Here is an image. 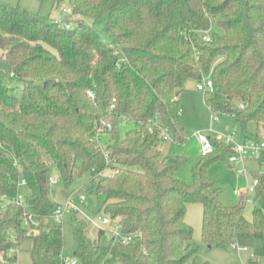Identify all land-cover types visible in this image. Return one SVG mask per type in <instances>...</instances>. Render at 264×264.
Returning a JSON list of instances; mask_svg holds the SVG:
<instances>
[{
	"label": "trees",
	"instance_id": "obj_1",
	"mask_svg": "<svg viewBox=\"0 0 264 264\" xmlns=\"http://www.w3.org/2000/svg\"><path fill=\"white\" fill-rule=\"evenodd\" d=\"M53 1L79 16L71 28L0 0V59L18 79L0 76V198L25 195L24 205L0 206V264L16 262L10 250L27 239L31 264H62L53 170L67 182L93 173L97 213L131 235L123 242L99 230L93 240L89 222L73 212L78 264H209L186 220L190 203L203 206L205 243L251 249L249 264H261L264 169L253 172L259 183L248 218L244 195L224 204L208 174L232 145L211 139L214 151L201 155L186 183L176 175L186 158L165 154L160 142L162 127L187 140L181 92L204 76L214 84L204 90L213 115L264 128V0ZM102 20L103 30L95 26ZM105 168L114 174L97 176ZM25 213L39 220L38 232L28 235Z\"/></svg>",
	"mask_w": 264,
	"mask_h": 264
},
{
	"label": "rangeland",
	"instance_id": "obj_2",
	"mask_svg": "<svg viewBox=\"0 0 264 264\" xmlns=\"http://www.w3.org/2000/svg\"><path fill=\"white\" fill-rule=\"evenodd\" d=\"M14 5H19L30 13H39L46 17L54 19L69 20L73 26L79 18L77 15H65L62 13V7L55 6L53 0H4ZM105 20L98 21L95 26L99 29L104 28ZM9 67L6 61L0 59V76L5 78L10 84H17L18 79L11 77ZM181 112L180 120L185 127V136L187 140L178 143L174 140L171 134V139L160 142L162 149L168 151L170 155H180L186 158V161L176 172L177 177L186 183L193 181V168L199 162L203 154L201 143L198 138L199 133H203L211 139L221 140L226 136L233 137L235 142L243 141L247 133H259L261 140H264V130L259 132L256 129L255 122H249L247 129L237 122L231 115L219 116L218 120H214V115L206 104L204 91L198 89V82L190 79L186 82L184 90L181 92ZM134 127V123H123L121 126L122 133L127 129ZM230 155H226L225 159H218L211 164L208 169L209 176L217 181L224 189L221 196V201L230 205H235L239 202L241 194L246 198L245 214L247 217H252L255 203V191L247 190V187L254 185L253 172H261L264 169V151L260 158H246L242 163L236 164L229 162ZM244 169V170H243ZM243 170V171H242ZM53 176L58 178V182L50 186L51 199L55 204L64 202L70 195L73 200L79 203L80 210L75 211L76 215L81 219H88L96 216L99 208V200L93 190H90L94 184L93 173L87 172L81 179L74 182L63 180L57 170H53ZM240 191V192H239ZM242 191V192H241ZM83 193L87 196V201L80 202L79 195ZM200 212L196 217L194 228L195 241L200 245L199 255L209 262V264H249L253 257V251L245 247H217L210 246L202 240V213L201 205ZM73 211H66L63 214L61 223L64 233L63 258L74 259L75 256V241L71 224ZM195 214V212H194ZM194 227V226H193ZM99 228L89 222L88 235L91 239H96ZM17 254L18 264H31V241L27 239L20 247ZM258 261L264 264V256L259 257Z\"/></svg>",
	"mask_w": 264,
	"mask_h": 264
},
{
	"label": "built area",
	"instance_id": "obj_3",
	"mask_svg": "<svg viewBox=\"0 0 264 264\" xmlns=\"http://www.w3.org/2000/svg\"><path fill=\"white\" fill-rule=\"evenodd\" d=\"M62 13L69 16L74 15L72 13V10L68 7L62 8ZM57 22L63 23L66 28H71L72 24L69 20H61L56 19ZM206 40H209V36H205ZM214 86L213 81L210 76H204L203 80L198 82V89L199 90H206V89H212ZM90 96H94L92 91H89ZM217 115H214L213 119L218 120ZM103 124H106L103 122ZM108 129H111V125L107 124ZM162 138L164 140L171 139V134L169 133V130L167 127H162ZM235 135V132L231 136H226L225 139H221L223 142H225L228 145H232L233 147V153L230 154L229 162L232 163H242L246 158H259L264 151V140H261V138H246L244 141L241 142H235L233 137ZM199 141L201 143V149L203 154H208L214 151V145L212 143V140L210 137L206 136L203 133L198 134ZM108 157V155H107ZM109 163V160H108ZM244 170V169H243ZM242 170V171H243ZM115 171L110 170L109 168H105L103 171H100L97 176L102 175H112ZM50 184H55L58 182V178L56 176L51 175L49 177ZM259 183V180L257 178H254V185L247 188V190H254L256 189L257 184ZM22 186H25L27 183L23 179L20 183ZM80 202L87 201V196L83 193H80L79 195ZM25 203V195L24 193H19L18 195L14 197H7L3 196L0 198V206L5 207L10 204H18V205H24ZM80 206L79 203L75 202L71 195L64 201L56 204L55 209L53 210L51 214V219L61 223L63 214L66 211H79ZM88 222H93L99 230H106L111 237H113L116 240H122L123 242H126L131 239V235H124L121 231V225L119 223H116L113 221L111 216L104 212L96 213L95 218H89L87 219ZM24 223L26 228L28 229V235H31L32 232H38L39 231V220L35 219L32 214L25 213L24 216ZM236 247V246H235ZM20 248L15 247L10 250V255L16 256L19 253ZM13 264H18V262H14ZM62 264H78V259H65L63 258Z\"/></svg>",
	"mask_w": 264,
	"mask_h": 264
},
{
	"label": "crops",
	"instance_id": "obj_4",
	"mask_svg": "<svg viewBox=\"0 0 264 264\" xmlns=\"http://www.w3.org/2000/svg\"><path fill=\"white\" fill-rule=\"evenodd\" d=\"M180 101H181V98H180ZM256 124V123H255ZM256 129L258 130V132L261 130V129H263L264 130V128H261V127H258L257 126V124H256ZM258 136L259 138H261V136L259 135V133H256V134H252V133H247L245 136H244V138H243V141L246 139V138H249L250 136ZM161 149H162V147H161ZM163 150V152L165 153V154H169L168 153V151H166V150H164V149H162ZM261 157V156H260ZM259 157V158H260ZM219 184V183H218ZM248 188V187H247ZM240 192V191H239ZM242 192V191H241ZM224 203V202H223ZM198 204H200V203H190V204H188V206H187V211H186V220H187V222L188 223H190L192 226H194L193 228H196L195 227V222H196V217L195 216H198V214H199V212H200V206H195V205H198ZM224 204H227V203H224ZM201 205V213H202V222H203V206H202V204H200ZM227 205H230V204H227ZM194 212H195V214H194ZM195 215V216H194ZM249 218V217H248ZM195 230V229H194Z\"/></svg>",
	"mask_w": 264,
	"mask_h": 264
}]
</instances>
